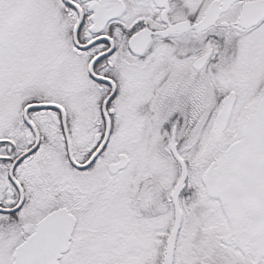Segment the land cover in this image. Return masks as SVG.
I'll return each instance as SVG.
<instances>
[{
	"label": "snow or ice",
	"instance_id": "6c2138e0",
	"mask_svg": "<svg viewBox=\"0 0 264 264\" xmlns=\"http://www.w3.org/2000/svg\"><path fill=\"white\" fill-rule=\"evenodd\" d=\"M0 264H264V0H0Z\"/></svg>",
	"mask_w": 264,
	"mask_h": 264
}]
</instances>
